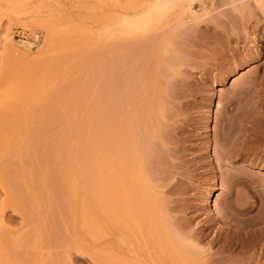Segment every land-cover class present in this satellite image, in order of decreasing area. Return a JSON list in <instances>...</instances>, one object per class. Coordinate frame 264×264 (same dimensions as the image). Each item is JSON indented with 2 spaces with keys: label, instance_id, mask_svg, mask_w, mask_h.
<instances>
[{
  "label": "rangeland",
  "instance_id": "obj_1",
  "mask_svg": "<svg viewBox=\"0 0 264 264\" xmlns=\"http://www.w3.org/2000/svg\"><path fill=\"white\" fill-rule=\"evenodd\" d=\"M182 1L0 0V264H119L122 254L130 264H185L194 229L206 239L199 250L193 241V262L264 264V0ZM129 23L153 43L138 46L127 64L156 57L143 73L159 79L142 87L151 114L158 111L155 128L147 106L139 108L160 135L146 133L156 154L142 149L152 155L149 184L148 171L129 172L136 198L130 207L133 196L121 201L117 243L106 235L103 171L89 167L103 144L98 126L119 100L110 56ZM124 73L129 84L132 72ZM88 139L97 146L91 154Z\"/></svg>",
  "mask_w": 264,
  "mask_h": 264
},
{
  "label": "bare ground",
  "instance_id": "obj_2",
  "mask_svg": "<svg viewBox=\"0 0 264 264\" xmlns=\"http://www.w3.org/2000/svg\"><path fill=\"white\" fill-rule=\"evenodd\" d=\"M149 1H151V0H149ZM175 1H177V3H178V5L177 4H174V6H176L175 8H177V6L179 7L180 6V4L181 3H183V1L182 0H180L181 1V3L180 2H178V0H175ZM255 1V0H254ZM186 2V1H185ZM229 2V1H228ZM264 1H262V3H263ZM174 3V2H173ZM244 3H245V1H244ZM243 3V4H244ZM247 3V2H246ZM188 4V3H187ZM229 4V3H228ZM166 5H168V4H166ZM246 5V4H245ZM182 6V5H181ZM184 6V5H183ZM244 6V5H243ZM264 6V5H263ZM191 7V6H190ZM246 7V6H245ZM181 8V7H180ZM192 8V7H191ZM243 8V7H242ZM263 8V7H262ZM261 8V9H262ZM170 9V8H169ZM171 9H172V7H171ZM189 9V8H188ZM244 9V8H243ZM192 10V9H191ZM245 10V9H244ZM260 10V9H259ZM249 12V11H248ZM248 12H244V13H248ZM250 13H251V11H250ZM193 14V13H192ZM235 14V13H234ZM249 14V13H248ZM159 15V14H158ZM179 15V14H178ZM231 15V14H230ZM251 15H252V13H251ZM125 16V15H124ZM156 16V15H155ZM247 16V15H246ZM249 16V15H248ZM158 17V16H157ZM156 17V18H157ZM252 17V16H251ZM122 18H125V17H122ZM128 17L126 16V19H127ZM232 18V17H231ZM245 18V17H244ZM248 18V17H247ZM134 19V18H133ZM133 19H131V20H133ZM138 19V18H137ZM155 20V18H151V20ZM160 20V18L158 17L157 18V22ZM136 20V19H135ZM141 20V19H140ZM139 20V21H140ZM146 20V19H145ZM162 20V19H161ZM254 20V19H253ZM124 20H122V22H123ZM190 21V20H189ZM129 22V21H128ZM131 22V21H130ZM136 22H138V21H136ZM135 22V23H136ZM145 22V21H144ZM144 22H142V24L144 23ZM182 21H180V23H181ZM185 22V21H184ZM126 23V22H125ZM130 24V23H129ZM179 24V23H178ZM244 24H246V23H244ZM143 25H145V24H143ZM143 25H141V26H143ZM180 25V24H179ZM239 25V27H240V23L238 24ZM138 26H140V25H138ZM151 26V25H150ZM150 26H149V28H150ZM178 26V25H177ZM177 26H176V28H177ZM183 26V25H182ZM188 26V25H187ZM250 26V25H249ZM126 27H127V25L125 24V25H123L122 26V28H123V30H124V36L120 39V37H119V40H117V44H115V45H117V46H115L116 48H115V50L116 51H119L118 52V54L116 55V56H110V58H112V62H113V64H114V60L115 59H113V58H117V65H118V68L116 69V68H114L115 70H117V71H115V70H113L114 71V73L115 72H117V74H114V75H117V77L118 78H120L119 79V85H118V89H119V87L121 88V89H119V91H116V92H119V100H118V102L114 105L115 107H116V109H115V117H114V119H112L111 117H113V114L111 115H109L108 113H103L102 111H100V109H99V113H103L100 117H106V116H108V117H106V120H102V121H104V123H102V126H98V128L100 127V131L97 129V131H98V133H102V137H101V141H102V148L100 149V151H101V155H100V151H99V148L96 150V148H97V146H96V144L95 143H93L94 141H93V139H92V141H90V139L92 138V137H94V136H92L91 135V138L90 139H88V140H86L87 142L88 141H90V142H92V144H95V145H92V144H90V142H89V145H87V152H92V151H97V152H99V154H98V157L99 158H95L96 160H93V158H90V156H89V154H91L90 152H89V154H88V158H90V159H92V161H91V163H92V165L89 167V168H91L92 166H94V168L95 167H99V166H101V168L100 169H102V171H103V176H104V190H103V195H104V198H103V201H104V211H105V227H106V235H107V239H111L110 237L112 236L111 234H113L114 236H115V239H113V240H115L117 243H120V241H121V235H122V232L123 231H121L122 229V224H121V221H122V213H121V210H120V205L123 207V209L122 210H124V204H123V202L121 203V201L122 200H124V198H126V197H128V196H130V189L128 190V185H129V180L132 182V183H134L133 182V180H131V178H130V174L132 173V175L135 173L134 172V170L133 169H140L141 171H139L138 170V172L139 173H142V171H151L152 169H154V168H150L149 167V165H151L152 163H153V160L151 161V162H149L150 161V159L148 160V161H146V159H148L150 156H152V155H150L148 158H146L145 156H144V154L146 155L147 154V152H150V150H151V152H155V154H156V150H155V147H157V144H156V146H155V142H151V141H148V138H149V135H148V138L146 137V133L148 132V130H152V133L153 134H157L158 135V133L159 132H157V133H155L156 132V130L155 129H153V118H152V116L154 115V116H156V114L158 115V111L157 112H155L153 115L151 114V112H154L153 110H151L150 108L148 109V106H149V104H150V102H151V99L148 97V96H146L147 95V93H146V86H145V88H142V87H144L143 86V83L147 80L148 81V78H149V80H151L152 78H154L156 75H152V78H151V75L149 76V75H147L146 76V73H143V72H145V70H146V68L148 69V67H150L153 63H154V58H156V57H154V58H152V60H151V62H148V61H143V62H139L138 60L137 61H134V62H130V63H128L127 64V62L129 61V59L131 58V57H133V56H135V55H137V53L135 54V52H136V50H137V48H139L138 46H140V45H142V44H144V43H152V42H150L149 41V38L147 39L146 38V40H145V38H144V40H142V39H139V35H141V34H138V32H137V26L136 25H133V26H131V24L130 25H128V28L127 29H131V31H127V29H126ZM147 28L146 29H149L148 28V26H146ZM180 27V26H179ZM141 28V27H140ZM144 27H142V29H143ZM181 28H183V27H181ZM190 28V27H189ZM188 28V29H189ZM257 28H258V26H257ZM145 29V28H144ZM146 29L144 30L145 32H148V30L146 31ZM187 29V30H188ZM231 28L229 27V30H230ZM256 29V28H255ZM140 30V29H139ZM152 30V29H151ZM172 30V29H171ZM174 30V29H173ZM178 30V29H177ZM183 30V29H182ZM246 30H248V29H246ZM252 30V29H251ZM120 33H121V28H120ZM141 31V30H140ZM179 31H180V29H179ZM186 31V30H185ZM232 31V30H231ZM249 31V30H248ZM126 32V33H125ZM163 32V31H162ZM161 32V33H162ZM171 32V31H170ZM173 32H175V31H173ZM236 32H238V31H236ZM247 32V31H246ZM119 33V34H120ZM165 33V32H164ZM185 33V32H184ZM234 33V32H233ZM255 33V32H254ZM253 33V34H254ZM174 34V33H173ZM250 34V33H249ZM259 34V33H258ZM121 35V34H120ZM248 35V34H247ZM262 35V34H261ZM139 36V37H138ZM156 36V35H155ZM250 36V35H249ZM252 36V35H251ZM141 38V37H140ZM152 39V38H151ZM252 39H254V38H252ZM256 39V38H255ZM158 40H159V38H158ZM163 40V39H162ZM148 41V42H147ZM152 41V40H151ZM158 43V42H157ZM156 42H154V44H157ZM145 45V44H144ZM152 45H153V43H152ZM160 45H163V44H159V46ZM155 46V45H154ZM153 46V47H154ZM142 47V46H141ZM144 47V46H143ZM142 47V48H143ZM156 47V46H155ZM161 47V46H160ZM112 48V51H113V47L111 46V47H109L108 49H106V50H110ZM146 48V47H145ZM160 49V48H159ZM158 49V50H159ZM157 50V51H158ZM145 51V50H144ZM152 51V50H151ZM107 52V51H106ZM160 52V51H159ZM108 53H110V52H108ZM113 53H114V51H113ZM135 54V55H134ZM161 54H163L162 52H161ZM108 55V54H107ZM164 55L165 54H163V55H161L160 57H161V61L163 60V58L165 59V57H164ZM156 56V55H155ZM107 57V56H106ZM159 57V56H158ZM157 57V61H159V58ZM163 57V58H162ZM110 58L108 57V59H109V61H108V59L107 58H105V60L107 59V67L109 68V62H110ZM141 58V57H140ZM150 58V57H149ZM169 58V57H168ZM142 59H144V58H142ZM167 59V58H166ZM165 59V60H166ZM149 60V59H148ZM153 61V62H152ZM112 62H110V65H111V63ZM163 62H164V60H163ZM165 62H167V61H165ZM116 64H114V65H116ZM156 65V64H155ZM160 65V64H159ZM105 66H106V63H105ZM160 66H163V65H160ZM170 66V65H169ZM173 66H175V65H173ZM112 67H113V65H112ZM156 68V70L158 71V67L157 66H155ZM106 68V67H105ZM107 68V69H108ZM168 68V67H167ZM111 69H113V68H111ZM161 69V68H160ZM136 70V75H133V74H135V72L133 73V71H135ZM149 70V69H148ZM128 72V73H130V72H132V75H133V80L128 84V82L127 81H124L123 79H121V77H122V75H123V77L124 76H126L125 75V73L124 72ZM106 72H107V74H109V72H112V71H107L106 70ZM106 72H104L105 74V77H107L108 75L106 74ZM113 73V72H112ZM144 74V76H146L145 78H143V74ZM158 74L159 73H161V72H157ZM140 75H141V77H140ZM110 76V75H109ZM108 76V78L110 79V77ZM159 75H157V79H159V77H158ZM116 77V76H115ZM122 77V78H123ZM139 77V78H138ZM113 79V78H112ZM116 79V78H115ZM138 79H139V82H138ZM143 80V81H141V80ZM127 80V79H126ZM162 80V79H161ZM110 82H111V79L109 80ZM124 81V82H123ZM155 81V80H154ZM125 82H127V86L129 85V87H128V89L130 88V90H131V93H128L127 94V92H129L130 90H126V87L125 86H123L122 84H124ZM142 82V83H141ZM158 82H159V80H158ZM109 83V82H108ZM107 83V84H108ZM112 84V83H111ZM117 84V83H116ZM140 86H141V89H140ZM115 87H116V85H115ZM114 86H113V88H115ZM156 87V86H155ZM110 88V87H109ZM123 88V89H122ZM111 89V88H110ZM143 92V90L145 91L144 93H141V92H139L140 90ZM143 89V90H142ZM109 90V89H108ZM115 90H116V88H115ZM124 90V91H123ZM138 90V91H137ZM114 91V90H113ZM121 91H123V94L121 93ZM126 91V92H125ZM115 92V93H116ZM114 93V94H115ZM126 93V94H125ZM110 94H113L112 93V91H111V93ZM113 94V95H114ZM118 94V93H117ZM117 94L115 95V96H117ZM141 94V95H140ZM142 94H144V95H142ZM170 95V94H169ZM113 97V96H112ZM116 98V97H115ZM114 99V98H113ZM150 99V100H149ZM116 100V99H115ZM153 100V99H152ZM117 101V100H116ZM139 101H140V104H139ZM153 102V101H152ZM151 102V103H152ZM141 103H142V105L144 104L145 106H147L146 108L148 109H146V111L145 112H149L150 114L148 115V112L147 113H144V114H147V119L149 120V121H151L152 122V125L150 124L151 122H149L148 123V120H146L145 118V116L143 115V113L142 112H140L141 110L142 111H144L145 109H140L139 108V106H142L141 105ZM109 104V103H108ZM139 104V105H138ZM86 106V105H85ZM106 106V105H105ZM104 107V106H103ZM152 107V106H151ZM99 108H101V106H99ZM108 108V107H107ZM111 108V107H110ZM114 108V107H113ZM112 108V109H113ZM76 109V108H75ZM78 109V108H77ZM80 109H82V108H80ZM97 109V108H96ZM139 109V110H138ZM166 109H167V107H166ZM87 110V109H86ZM101 110H103L102 108H101ZM107 110V109H106ZM163 110V109H162ZM76 111V110H75ZM81 111V110H80ZM97 111V110H96ZM111 111V110H110ZM114 111V110H113ZM79 112V111H78ZM86 112L87 111H85L84 113H85V115H86ZM106 112V111H105ZM127 112H130L133 116H131L130 117V113H129V115L127 114ZM167 112H168V109H167ZM81 113H83V111H81ZM88 114H89V110H88V112H87ZM123 113H126L127 115H128V117H126L127 115L126 114H124L123 115ZM140 113H142V115L140 114ZM79 114H80V112H79ZM106 114H108V115H106ZM165 114V113H164ZM167 114V113H166ZM82 115V114H81ZM96 115V114H95ZM98 115V114H97ZM100 115V114H99ZM98 115V116H99ZM105 115V116H104ZM126 115V116H125ZM152 115V116H151ZM89 116V115H88ZM87 116V117H88ZM151 116V117H150ZM166 117V116H165ZM89 118V117H88ZM99 118V117H98ZM103 118H101V119H103ZM156 117H154V119H155ZM163 118V117H162ZM83 119H85V118H83ZM95 120V119H94ZM99 120L100 119H98V120H95V121H97L98 122V124H99ZM83 121V120H82ZM84 123H86L85 122V120L83 121ZM78 123V122H77ZM83 123V124H84ZM88 123V122H87ZM86 123V124H87ZM85 124V125H86ZM147 124H149L150 126H149V128L147 127ZM101 125V124H100ZM87 126V125H86ZM90 125H88V127H89ZM92 126V125H91ZM80 127H81V124H80ZM79 127V128H80ZM88 127H85L84 126V129L85 130H87V129H89ZM97 127V126H96ZM101 127H102V129H101ZM76 128H78L77 126H76ZM78 128V129H79ZM91 128V127H90ZM148 128V129H147ZM154 128H155V126H154ZM83 129V132H82V135H84L83 133L85 132V130ZM79 130H82L81 128L79 129ZM93 131H95L94 130V128H93ZM93 131H91V132H93ZM154 131V132H153ZM87 132V134L89 133V131H86ZM85 132V133H86ZM77 133V132H76ZM93 133H95V132H93ZM97 133V134H98ZM149 133H151V132H148V134ZM151 133V134H152ZM78 134V133H77ZM86 134V135H87ZM97 134H96V136H97ZM80 135H81V133H80ZM99 135V134H98ZM145 137H144V136ZM159 135H160V133H159ZM94 137V138H98V136L97 137ZM82 137V136H81ZM81 137H78V138H81ZM142 137L144 138V140H142ZM89 138V137H88ZM140 138H141V140H140ZM163 139L164 138H162L161 140H159L158 139V141H161L163 144H164V142H163ZM80 140V139H79ZM82 140V139H81ZM84 140V139H83ZM96 140V139H95ZM98 140L99 139H97L96 140V142H98ZM167 140V139H166ZM141 141H143L142 143H141ZM146 141V142H145ZM147 141L149 142V143H147ZM80 142V141H79ZM87 142H84L83 144H87ZM141 143V145H144V147L142 146L141 148L139 147V146H141L140 145V143ZM151 142V143H150ZM168 142V141H167ZM81 143V142H80ZM98 143H100V142H98ZM161 143V144H162ZM166 143V142H165ZM71 144H73V143H71ZM147 144H150L149 146H147V148L145 147V145H147ZM91 145V146H90ZM99 145V144H98ZM86 146V145H85ZM88 146H90L89 147V149H88ZM79 147V146H78ZM99 147V146H98ZM153 147H154V149H153ZM24 148V147H23ZM140 148V149H139ZM144 148H145V150H144ZM144 150V154H143V150ZM158 149V148H157ZM152 150H155V151H152ZM83 151V150H82ZM140 151L142 152V153H140ZM93 152V154H94V156L96 157V155H95V153ZM96 152V153H97ZM150 152V153H151ZM149 153V154H150ZM153 153H151V154H153ZM25 154V153H24ZM85 154V153H84ZM160 154V153H159ZM64 155V154H63ZM71 155H69L68 157H70ZM87 156V155H86ZM166 156V155H165ZM32 157V156H31ZM38 157V156H37ZM154 157V156H153ZM156 157V156H155ZM154 157V158H155ZM161 157H164V156H162L161 155ZM22 158V157H21ZM33 158H35V157H33ZM152 158V157H151ZM153 158V159H154ZM160 158V157H159ZM165 158V157H164ZM24 159H25V157H24ZM32 159V158H31ZM38 159V158H37ZM36 159V160H37ZM64 159V158H63ZM66 159V158H65ZM10 160V159H9ZM61 160H62V156H61ZM97 160H98V162H97ZM157 160H159V159H157ZM156 160V161H157ZM164 160V159H163ZM27 161V160H26ZM31 161H34V159L33 160H31ZM93 161L97 164H93ZM165 161V160H164ZM34 162H36V161H34ZM146 162V163H145ZM148 162V163H147ZM161 162H163L162 160H161ZM161 162H159L160 164H161ZM10 163V161H8V163H7V165ZM14 163H16V162H14ZM23 163V162H22ZM55 163V162H54ZM60 163V162H59ZM100 165H99V164ZM151 163V164H150ZM27 164H29V160H28V163ZM57 164V163H56ZM61 164V163H60ZM64 164V163H63ZM149 164V165H148ZM2 165V164H1ZM5 165V164H4ZM90 165V164H89ZM89 165H87V171H89V170H93V172H95L96 170H94L93 168L92 169H89L88 168V166ZM99 165V166H98ZM148 166V168H150V169H148V168H146L147 166ZM11 166V165H10ZM12 166H13V164H12ZM62 166V165H61ZM146 166V167H145ZM155 166H157V165H155ZM161 166V165H160ZM6 167V166H5ZM7 167H9V165L7 166ZM145 167V168H144ZM3 168V167H2ZM76 168V167H75ZM96 168V169H97ZM78 169V168H77ZM133 170V172H130V171H132ZM143 169H145V170H143ZM79 170H80V168H79ZM158 170H160V168L158 169ZM4 171V170H3ZM6 171V170H5ZM73 171V170H72ZM147 172V173H145V172H143L142 173V175H144L143 176V178H145L146 177V175L148 176L149 175V173L150 172ZM62 172V171H61ZM77 172V171H76ZM90 172H92V171H90ZM92 172V173H93ZM101 172V171H100ZM129 172H130V174H129ZM152 172H153V170H152ZM156 172H158V171H155V173ZM3 173L4 172H2V175H3ZM64 173V172H63ZM136 173H137V171H136ZM135 173V174H136ZM159 173V172H158ZM5 175H6V172L4 173ZM66 175H68V174H71V172H70V170H69V173L67 174V173H65ZM79 174V173H78ZM89 174V173H88ZM4 175V176H5ZM64 175V174H63ZM65 175V176H66ZM72 175V174H71ZM67 176V177H69V179H70V177H72V176ZM77 175V174H76ZM101 175V174H100ZM139 175V174H138ZM141 175V174H140ZM150 175H151V173H150ZM148 176V177H150L151 178V176ZM156 175H157V173H156ZM159 175V174H158ZM3 176V177H4ZM95 175H93V177H94ZM1 177V176H0ZM2 177V178H3ZM7 177H8V175H7ZM61 177H63V176H61ZM78 177V176H77ZM80 177V176H79ZM90 177V176H89ZM96 177V176H95ZM134 177V176H133ZM139 177H141V176H139ZM5 178V177H4ZM37 178V177H36ZM64 179H65V177H63ZM147 178V177H146ZM145 178V179H146ZM155 178H157V177H155L154 176V178L152 177V179L154 180ZM159 178V177H158ZM5 179H7V178H5ZM9 179H11V178H9ZM67 179V178H66ZM76 179H78V178H76ZM102 179V180H103ZM144 179V180H145ZM149 179V178H148ZM3 180V179H2ZM58 180V179H57ZM100 180V179H99ZM60 181V180H59ZM68 181V180H67ZM146 181H147V179H146ZM229 181V180H228ZM5 182V181H4ZM9 182V181H8ZM36 182V181H35ZM65 181H63V183H64ZM69 182V181H68ZM71 182H72V180H71ZM96 182V181H95ZM37 183V182H36ZM147 183H148V181H147ZM65 184H67V183H65ZM85 184V183H84ZM131 184V183H130ZM149 184V183H148ZM63 185V184H62ZM69 185H71V184H69ZM68 185V186H69ZM132 185H135V184H131V186ZM233 185H234V183H233ZM36 186V185H35ZM65 186H67V185H64V187ZM130 186V185H129ZM130 186V188H132L133 189V187H131ZM151 186V185H150ZM60 187V186H59ZM68 188V187H67ZM66 188V189H67ZM131 189V190H132ZM72 190V189H71ZM130 193H129V192ZM134 192V191H133ZM129 193V194H128ZM135 194V193H134ZM123 195H125V197H123ZM132 196H133V194H132ZM132 196H130V197H132ZM122 197H123V199H122ZM130 197H128V198H130ZM136 198V195L135 196H133V199H131V200H129V204H128V207H130V205L132 204V202H133V200ZM102 201V202H103ZM126 201V200H125ZM132 201V202H131ZM137 201V200H136ZM130 202H131V204H130ZM135 202V201H134ZM126 203H128V202H126ZM134 204V203H133ZM136 205V204H135ZM141 205V204H140ZM134 207V206H133ZM136 207V206H135ZM139 207V206H138ZM138 207H136V208H138ZM132 208V207H131ZM140 208V207H139ZM126 209V208H125ZM130 210V209H129ZM132 210V209H131ZM134 210V209H133ZM132 210V211H133ZM245 210V209H244ZM127 211V210H126ZM136 211V210H135ZM134 211V212H135ZM140 211H142V213L141 214H143L144 212H143V209L142 210H140ZM140 211H139V213H140ZM241 211H243L242 209H241ZM133 212V213H134ZM238 212V211H237ZM127 213H128V215L130 216V213L127 211ZM138 212H135V215L137 214ZM145 214V213H144ZM134 215V216H135ZM233 215V214H232ZM139 216V215H138ZM137 216V217H138ZM234 216V215H233ZM237 216V215H236ZM110 218H113L114 219V221H115V229L113 230V229H111V227H110ZM124 218V217H123ZM250 220V219H249ZM244 222V221H243ZM122 223H123V221H122ZM239 223V222H238ZM255 224V223H254ZM234 225V224H233ZM248 225V224H247ZM238 227V226H237ZM244 227V226H243ZM189 228H191V227H189ZM247 228V227H246ZM194 231H195V229H194ZM194 231H193V233H191V234H189L190 236H187L188 237V242H189V244H188V247L189 248H187V261L185 262V264H199V262L200 261H202V259H200V261L198 262L197 261V263H195V262H193V260H192V257H191V254L189 253L190 252V249H191V251H193V249H194V246H196V245H194L193 246V244H194V242L195 241H197L196 243H198V248L197 247H195V249L194 250H196V248L199 250V246L201 245V240H202V243H203V238H205V235H204V233L205 232H203V233H199L198 231H197V233L195 232L194 233ZM203 231V230H202ZM192 232V231H191ZM201 232V231H200ZM206 234V233H205ZM123 236V235H122ZM124 237V236H123ZM208 237V236H207ZM206 239V238H205ZM13 240V239H12ZM108 240V241H109ZM187 240V239H186ZM195 240V241H194ZM6 241V240H5ZM4 241V242H5ZM8 241V240H7ZM194 241V242H193ZM212 241V240H211ZM210 241V242H211ZM222 241V240H221ZM15 242V241H14ZM111 242V241H110ZM113 242V241H112ZM111 242V243H112ZM121 242H123V241H121ZM199 242H200V244H199ZM9 243H10V241H9ZM111 243H109V244H111ZM18 244H20V243H18ZM108 244V245H109ZM116 244V243H115ZM187 244V243H186ZM121 245V244H120ZM236 245V244H235ZM14 246V245H13ZM18 246V245H17ZM202 246V245H201ZM191 247H193V249L191 248ZM234 247V246H233ZM15 249H17V248H15ZM111 250V249H110ZM110 250H108V251H110ZM116 250V249H115ZM197 250V251H198ZM239 251V250H238ZM186 252V251H185ZM117 253H119V252H117ZM192 253V252H191ZM121 254V253H120ZM193 254H195V253H193ZM192 254V255H193ZM199 255H200V253H199ZM117 256H118V254H117ZM213 256V255H212ZM119 258H117L118 259V261H119V264H130L129 263V261H128V257L127 256H125L124 254H122V255H119L118 256ZM200 257V256H199ZM197 259H198V255H197V257H196ZM201 258V257H200ZM209 258V257H208ZM108 259V258H107ZM107 259L105 260V261H107ZM207 259V258H206ZM205 259V260H206ZM210 259V258H209ZM110 260V259H109ZM217 261V260H216ZM203 262V261H202ZM206 262V261H205ZM209 262V261H208ZM212 262V261H211ZM109 263V262H108ZM107 262L105 263V264H108ZM201 263V262H200ZM109 264H111V263H109ZM117 264H118V262H117ZM211 264V263H210ZM213 264V263H212ZM218 264V263H217Z\"/></svg>",
  "mask_w": 264,
  "mask_h": 264
}]
</instances>
